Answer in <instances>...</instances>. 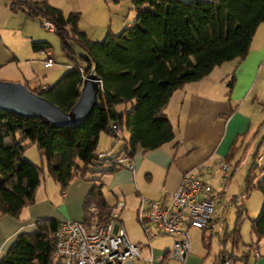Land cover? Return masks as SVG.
<instances>
[{
    "label": "trees",
    "instance_id": "obj_1",
    "mask_svg": "<svg viewBox=\"0 0 264 264\" xmlns=\"http://www.w3.org/2000/svg\"><path fill=\"white\" fill-rule=\"evenodd\" d=\"M23 3L27 10L17 7L12 0L11 10H22L27 16L41 19L43 24L52 22L53 33L59 37L62 51L71 62V69L55 85L44 91H32L66 112L77 103L86 77L93 74L100 79L102 91L100 105L89 119L73 127L56 126L41 118L0 109V218H19L26 207L34 204L47 174L63 193L74 180L93 184L83 205L82 222L88 226L106 224L114 208L105 199L104 181L90 175L113 174L125 168L121 155L127 161L132 160L139 147L151 151L173 142L175 131L165 114L173 94L189 83L205 79L218 66L244 60L264 23V0H132L138 12L134 24L120 36L109 34L104 41L94 42L80 30L81 13L65 16L48 0ZM74 45L86 56L77 60ZM32 47L40 52L50 45L33 43ZM235 80L233 75L228 82L230 90ZM120 105H131V109L119 113ZM125 131L129 139L120 154L102 161L101 155L96 154L101 134L106 133L118 142ZM240 139L224 159L231 166V176L232 170L240 165L237 157ZM34 146L45 156V166L24 159L27 149ZM106 164H112L113 168L95 169ZM256 167L255 164L247 179V195L258 190L264 197V177L257 184L252 178ZM244 197L233 199V203L242 205L231 232L221 219V251L217 258L246 263L264 240L263 203L259 218L252 221L257 241L248 246L245 256L237 254L242 242L240 225L246 214ZM60 223L55 219L38 220L37 230L19 235L0 264H61L54 258L52 239ZM203 232V245L209 252L215 234ZM229 242L232 250L227 249Z\"/></svg>",
    "mask_w": 264,
    "mask_h": 264
},
{
    "label": "crops",
    "instance_id": "obj_2",
    "mask_svg": "<svg viewBox=\"0 0 264 264\" xmlns=\"http://www.w3.org/2000/svg\"><path fill=\"white\" fill-rule=\"evenodd\" d=\"M137 17L138 12L136 10V18L127 27L132 26ZM3 43L6 44L5 41ZM33 43L46 42L33 41ZM47 50L33 51L35 55L47 56ZM5 51L7 52V61L0 68L9 64L28 65V62L20 59L13 49ZM43 62L46 69L56 64L52 57L46 58ZM49 62L52 63L51 66L48 65ZM224 67L229 71L222 73ZM263 68L264 23L258 28L249 54L244 60H236L218 66L205 79L189 83L173 94L165 109V114L173 125L175 140L151 151H144L139 147L133 159L129 160L135 166L134 171L129 169L128 164L127 167L110 174V191L113 194L117 191L114 202L109 203L105 190L104 195L108 204L113 207L118 201L125 203L121 219L126 210L133 211L137 219L142 198L154 201L171 199L174 192L178 190L186 172L202 164L212 167V176L215 168L221 169V164L224 163V159L234 142L241 137L247 139L259 128V122L255 121L249 111L248 114L243 113L242 107L253 94L254 80L256 76H258V80L260 79ZM18 73L20 74L11 78L10 81L25 84L34 91H44L52 86L47 83V76H44L45 79L42 81L41 78L38 79L35 75L32 74V76L22 69ZM233 75L236 80L233 90H230L228 82ZM104 141L108 142V146L104 145ZM114 141L108 134H101L98 145L100 154L112 153L114 149L110 147ZM212 176L206 175L204 178L212 184ZM51 185L49 184L46 188L40 185L35 195V203L26 207L19 218L11 216L0 218V260L19 235L37 230L38 220L55 219L59 222H82L84 200L93 184L84 180H74L64 193L57 183ZM58 191L60 192L58 193ZM222 203L223 199L221 205ZM219 217L221 216L219 215ZM122 222L124 224L123 219ZM139 227L144 236L143 239L131 240L129 235L128 237L131 242L141 247L144 258H152V264H181L179 261L168 257V252L173 248L177 236L173 238L172 236L159 235L153 241H149L144 227L142 225ZM146 227L154 232L157 231L152 224H148ZM221 234V230H218L214 236H218L220 239ZM167 239L171 241L168 246L156 245L157 242ZM258 250L261 255L259 259L255 257L254 253L249 258L252 256L255 259L254 264H264L259 245ZM217 256H215L213 264H215ZM249 258L246 264H250ZM125 264H144V262L130 259ZM185 264H206V258L203 255L191 254Z\"/></svg>",
    "mask_w": 264,
    "mask_h": 264
},
{
    "label": "rangeland",
    "instance_id": "obj_3",
    "mask_svg": "<svg viewBox=\"0 0 264 264\" xmlns=\"http://www.w3.org/2000/svg\"><path fill=\"white\" fill-rule=\"evenodd\" d=\"M15 1L17 7L27 10V6L23 3L24 1L34 2L42 0ZM11 2L12 0H0V66L7 61V52L5 50L9 51L10 49L16 51L20 59L28 62V65L18 66L17 64H9L8 66L1 67L0 81L16 83L10 81V79L18 76V74H20L18 72H21L22 69L28 74L35 75L38 79L41 78L42 81L45 79L44 76H47V83L55 85L71 69V62L62 51L59 37L57 34L49 32L41 19L27 16L22 10L13 12L10 7ZM48 2L52 6L60 9L65 16H69V14L73 12L81 13L80 30L87 34L89 39L94 42L104 41L109 34L120 36L128 24L132 23L136 18V10L132 4V0H48ZM3 41H5L6 44H4ZM33 41H43L50 45L47 50V56L35 55L32 50ZM74 51L77 60L82 55L86 56L85 52L77 45H74ZM48 57H52L56 64L46 69L43 65V61ZM225 68L226 67H224L222 73L229 71ZM253 86H255L254 92L248 101H246L242 110L243 113L248 114L249 111V113L253 115L255 121L259 122V128H257L252 135H249L247 139L241 137L237 145V147H240L239 155L237 156L240 160V165L232 170V176H230L227 185H222V179L220 177H222L223 174L218 167L213 170L212 176L213 186L224 193L223 203L222 205L220 204L221 206L219 205L218 210L229 232L235 228L237 210L238 207L242 205L239 202L233 203V199L241 200L242 197L245 196L244 207L246 209V214L240 225L242 242L237 251V254L241 256H245L250 249L248 246L257 241L252 231V221L259 218L264 203L263 194L258 190H253L247 195V179L255 164L257 167L252 173L254 183L257 184L258 181L264 177V172L262 173L264 168V68L262 69L259 80L258 76H256ZM130 109L131 105H120L117 110L119 113H122L126 110L130 111ZM128 139V132L125 131L121 135L120 140L118 142L114 141L112 147H110L114 149L112 153L100 154L101 152L98 148L96 154L102 156V161L112 159L120 154ZM104 145L108 146V142L104 141ZM24 146H27V144ZM24 159L39 167L46 165L45 156L36 146L27 149L24 154ZM120 160L123 162L122 165L127 167L129 161L125 160L123 155H121ZM112 168V164L95 167L98 171H109ZM90 178L104 181L106 184V198L109 203H113L117 191H115L114 194L110 191V174L96 173L90 175ZM49 184L53 186L55 182L50 176L45 174L41 182V187L46 188ZM59 188L61 189L60 186ZM59 192L60 191H58V193ZM230 200L232 201L229 202ZM122 219L131 240L135 238H144L139 227L141 224L137 222L136 215L133 211L126 210ZM188 230L193 242L192 254L196 256L203 255V257L206 258V264H213L215 256L219 255L221 251L219 237H212L211 249L208 252L203 247V236L205 232L195 228H190ZM172 237L175 238V236ZM170 243V239H167L162 242H157L156 245L159 244V246L165 247ZM259 246L263 255L262 260H264V240L259 243ZM227 249H233L231 242L227 244ZM249 259L250 264L255 263V259L252 256Z\"/></svg>",
    "mask_w": 264,
    "mask_h": 264
},
{
    "label": "built area",
    "instance_id": "obj_4",
    "mask_svg": "<svg viewBox=\"0 0 264 264\" xmlns=\"http://www.w3.org/2000/svg\"><path fill=\"white\" fill-rule=\"evenodd\" d=\"M45 28L54 31V24L46 21ZM52 65L51 62L48 63ZM117 128L116 125L113 126ZM102 157V156H100ZM129 169L134 171L133 162L129 161ZM222 185L226 186L231 176V166L221 164ZM212 176V167L207 164L186 172L180 186L171 199L154 201L142 198L137 213L138 222L144 227L149 241L159 235L177 236L168 257L185 264L191 256L193 242L187 228H195L215 234L222 228V220L218 215V206L222 202V192L204 178ZM125 207L118 201L113 208L110 220L100 226H88L83 222L62 221L52 234L54 241V258L61 264H125L136 259L144 264H152V258H144L141 247L128 237L121 214ZM152 224L156 232L148 227ZM257 259L261 257L258 248L254 249ZM215 264H246L228 258H217Z\"/></svg>",
    "mask_w": 264,
    "mask_h": 264
},
{
    "label": "water",
    "instance_id": "obj_5",
    "mask_svg": "<svg viewBox=\"0 0 264 264\" xmlns=\"http://www.w3.org/2000/svg\"><path fill=\"white\" fill-rule=\"evenodd\" d=\"M102 82L93 74L83 82L80 97L69 112L25 84L0 81V109L28 118H41L56 126L73 127L84 123L100 105Z\"/></svg>",
    "mask_w": 264,
    "mask_h": 264
}]
</instances>
